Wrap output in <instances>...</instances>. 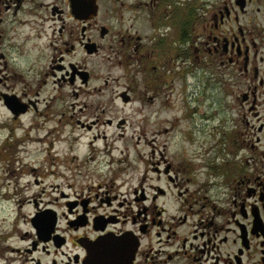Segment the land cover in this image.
<instances>
[{"label":"flooded vegetation","instance_id":"flooded-vegetation-1","mask_svg":"<svg viewBox=\"0 0 264 264\" xmlns=\"http://www.w3.org/2000/svg\"><path fill=\"white\" fill-rule=\"evenodd\" d=\"M263 12L264 0H0V106L13 120L47 101H65L67 89L76 98L71 91L95 79L87 60L103 51L102 59H115L125 72L123 103L131 100L137 75L145 76L144 89H157L156 63L171 77L173 64L165 63L175 56L187 63L210 58L225 72L230 67L240 127L230 150L232 168L226 170L219 156L210 165L198 161L200 173L184 168L204 175L199 182L177 181L166 165L163 173L179 189L173 214L157 204L165 195L159 186H150L152 195L133 189L132 197L116 202L84 172L87 181L64 198L62 211L31 200L28 227L7 232L6 252L20 255L23 264H264ZM35 66L31 87L27 75ZM13 237L25 245L12 246Z\"/></svg>","mask_w":264,"mask_h":264},{"label":"rangeland","instance_id":"rangeland-1","mask_svg":"<svg viewBox=\"0 0 264 264\" xmlns=\"http://www.w3.org/2000/svg\"><path fill=\"white\" fill-rule=\"evenodd\" d=\"M258 18L263 27L264 12ZM103 57L102 51L87 60L95 79L73 89L76 98L67 89L65 101L39 104L36 112L20 120H13L0 106V124L6 128L0 129V256L5 258L0 264H23L20 255L6 252L4 236L17 228L27 229L24 220L32 212L31 200L54 203L62 211L64 198L87 181L81 178L84 172L91 175L90 181L105 187L109 196H116V202H123L133 189L143 187L146 195H152L150 186H159L165 195L157 204L166 214H173L179 189L163 173L166 165H171L170 176H177V181L201 182L205 176L198 177V161L210 165L219 156L227 162L226 170L235 164L230 161V150L235 149L233 138L240 128L239 103L237 77L230 67L225 72L210 58L187 63L175 56L165 63L173 64L171 77L166 67L156 63L154 72L161 74L157 89H144L145 76L137 75L129 92L131 100L123 103L120 95L128 84L125 72L115 59ZM184 67L189 69L182 75L178 71ZM37 74L35 66L27 75L31 87H35ZM148 97L152 99L148 101ZM259 111L264 115V103ZM78 121L91 129L81 128ZM187 166L199 173L185 174ZM15 239H10L12 246L25 245Z\"/></svg>","mask_w":264,"mask_h":264},{"label":"water","instance_id":"water-1","mask_svg":"<svg viewBox=\"0 0 264 264\" xmlns=\"http://www.w3.org/2000/svg\"><path fill=\"white\" fill-rule=\"evenodd\" d=\"M10 109H11V111L15 114V115H17V113H19L15 108H12V107H9ZM21 112H23L24 110H20ZM44 213H47V214H53L54 216H56V213L54 212V211H52V210H46V211H44ZM55 219L52 221V223H51V227L52 226H54L55 225ZM51 230H50V232L52 231V228H50ZM48 239V238H47Z\"/></svg>","mask_w":264,"mask_h":264}]
</instances>
